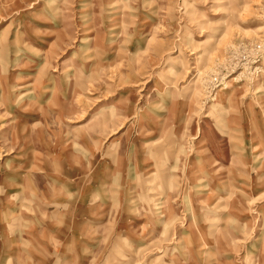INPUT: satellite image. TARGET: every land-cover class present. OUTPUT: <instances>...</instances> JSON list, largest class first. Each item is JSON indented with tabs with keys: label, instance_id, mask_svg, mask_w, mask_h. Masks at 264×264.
<instances>
[{
	"label": "rangeland",
	"instance_id": "obj_1",
	"mask_svg": "<svg viewBox=\"0 0 264 264\" xmlns=\"http://www.w3.org/2000/svg\"><path fill=\"white\" fill-rule=\"evenodd\" d=\"M0 264H264V0H0Z\"/></svg>",
	"mask_w": 264,
	"mask_h": 264
}]
</instances>
